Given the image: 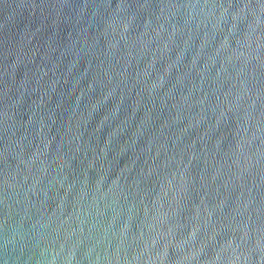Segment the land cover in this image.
Listing matches in <instances>:
<instances>
[{
    "label": "water",
    "instance_id": "obj_1",
    "mask_svg": "<svg viewBox=\"0 0 264 264\" xmlns=\"http://www.w3.org/2000/svg\"><path fill=\"white\" fill-rule=\"evenodd\" d=\"M0 264H264V0H0Z\"/></svg>",
    "mask_w": 264,
    "mask_h": 264
}]
</instances>
